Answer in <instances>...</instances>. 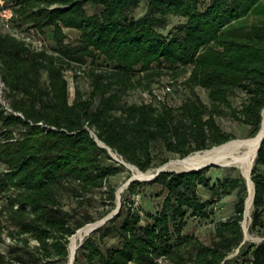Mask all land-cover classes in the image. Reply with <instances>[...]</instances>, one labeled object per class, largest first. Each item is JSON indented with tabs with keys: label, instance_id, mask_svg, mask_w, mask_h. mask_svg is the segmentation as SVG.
<instances>
[{
	"label": "trees",
	"instance_id": "1",
	"mask_svg": "<svg viewBox=\"0 0 264 264\" xmlns=\"http://www.w3.org/2000/svg\"><path fill=\"white\" fill-rule=\"evenodd\" d=\"M142 4L145 12L136 16ZM6 5L14 11L13 26L52 29L59 56L32 51L0 32V79L11 110L0 105V166L5 167L0 196H6L0 208V245L6 248L0 249V264H67L70 237L115 210L118 186L110 180L126 167L96 139L146 172L155 165V144L185 158L234 139L219 123L222 115L248 126L250 137L260 128L264 0H8ZM87 6L99 12L91 14ZM170 16L183 22L165 35ZM63 28L80 32L76 45L63 43ZM62 58L91 64L97 58L111 70L90 69L89 90H77L70 103ZM188 64L193 95L180 107L124 100L136 87L129 77L136 67L148 79ZM196 87L208 92V104L194 93ZM237 93L246 99L234 106L231 96ZM213 167L132 182L122 195L157 185L165 193L161 210L145 214L150 222L143 223L140 209L122 198L118 214L83 239L73 264H264V241L242 244L245 180L213 184L207 175ZM252 181L250 231L264 235V140ZM199 187L216 198L239 190L234 214L215 225L208 245L181 234L188 215L208 217L212 200H202ZM89 207H96L95 215Z\"/></svg>",
	"mask_w": 264,
	"mask_h": 264
},
{
	"label": "rangeland",
	"instance_id": "2",
	"mask_svg": "<svg viewBox=\"0 0 264 264\" xmlns=\"http://www.w3.org/2000/svg\"><path fill=\"white\" fill-rule=\"evenodd\" d=\"M8 1V0H7ZM88 12L91 14L98 13L99 9H91L87 6ZM13 10V9H12ZM14 12V11H13ZM145 12V6L142 4L136 11L135 15L140 16ZM15 15V14H14ZM183 19L177 16L168 17V24L162 32L167 35L169 31H172L173 28L182 24ZM13 24V21H12ZM30 26L39 34V41L42 43V50L35 52H44L46 54H51L55 57L59 56L58 52L54 50L55 42L53 39L52 29L42 31L37 26H34L33 23L25 24L26 28ZM18 28V27H17ZM1 33H8L7 30L1 27ZM63 43L68 46H74L77 44L80 38V32L75 29L63 28ZM30 49V48H29ZM32 50V49H30ZM33 51V50H32ZM95 55H98V52H94ZM62 66L64 68L63 75L68 81V92H69V102L72 103L75 98V93L79 90L81 93L85 94L89 86L88 72L90 69L100 70L102 68L110 69V65L106 62L100 60L86 62H77L72 61L67 58H62ZM192 65L188 64L186 66H180L175 69L168 68L162 69L161 73L158 76H153L151 78H145L147 72L139 70L138 67L135 68L134 72H131L129 75L130 80L136 84V87L130 90H127L124 95V100L129 103H144L148 105H167L173 108H178L180 105L188 100L192 95L193 91L189 88L187 80L190 75ZM111 70V69H110ZM144 76V77H143ZM138 81L141 83L138 84ZM194 93L197 94L201 100L208 104L209 97L208 92L201 88L196 87ZM234 100L233 105L237 106L243 100L246 99L245 96L237 93L236 95L231 96ZM9 98L6 95L4 84L0 79V105L5 109L7 113H10V103ZM219 123L222 128L233 134L234 139L238 138H249L250 129L248 126L243 123L231 118L228 115H222L218 118ZM152 152L155 156V165L150 170H156L163 165L169 163L172 160L178 159L177 156L165 151L160 145L155 144L152 146ZM120 159V158H119ZM255 163V162H254ZM254 169V165L252 167ZM5 169L4 166H0V170ZM253 169L251 171V178L253 174ZM128 175L132 176L130 169L126 167V170L120 172L118 175L111 178L110 182L118 186V190L122 188L128 181ZM208 177L211 179V182L215 184L219 180H224L226 178H244L241 171L237 167H219L211 168L207 173ZM246 182V181H245ZM117 190V191H118ZM126 189H124L125 191ZM138 193L134 195H128L121 193L122 198H127V200L137 208L140 209L141 215L143 217V223H149L150 219L145 216V214H156L161 210L162 203L165 197V193H161L159 186H142L138 189ZM199 196L202 200H212V205L208 209V217H193L188 215L186 222L182 228L181 234L183 236L192 237L201 243L206 245L210 244L213 239V228L219 221H224L234 214V206L238 199L239 190H233L230 194L218 197L212 196L210 192L203 187H199ZM248 194V192H247ZM117 198V197H116ZM6 205V196H0V208ZM89 210L92 214H96V207H89ZM252 212L253 206L250 214V218L247 223V236L245 240L246 246L249 244H258L264 241L263 233H252L250 231L252 225ZM244 217V215H243ZM241 226L245 235V230L243 226V220ZM264 232V230H261ZM70 242V239H69ZM112 242V241H111ZM1 250H5L4 245H0ZM238 251H235L229 258L236 256ZM242 261L239 260L237 263L240 264ZM159 264H171L168 261L161 260Z\"/></svg>",
	"mask_w": 264,
	"mask_h": 264
},
{
	"label": "bare ground",
	"instance_id": "3",
	"mask_svg": "<svg viewBox=\"0 0 264 264\" xmlns=\"http://www.w3.org/2000/svg\"><path fill=\"white\" fill-rule=\"evenodd\" d=\"M264 135V107L261 111V123L258 132L249 138L230 139L226 143L214 146L211 150L194 152L185 158H178L170 161L165 167L167 170L183 171L191 170L202 166L204 163L214 162L223 167H237L245 180L248 182V194L245 199L243 226L247 235V223L250 218L253 200V186L251 182V171L256 160V153L260 145V140ZM115 158V152L112 153ZM132 175L138 178H145L151 173L141 174L136 168L129 166ZM91 224H87L78 229L71 237L69 242V260L75 255L79 243L89 231Z\"/></svg>",
	"mask_w": 264,
	"mask_h": 264
},
{
	"label": "water",
	"instance_id": "4",
	"mask_svg": "<svg viewBox=\"0 0 264 264\" xmlns=\"http://www.w3.org/2000/svg\"><path fill=\"white\" fill-rule=\"evenodd\" d=\"M263 140H264V135L262 136V138H261V140H260V145H259V147H258V150H257V153H256V157H257V155H258V151H259V149H260V147H261V144H262ZM96 141H97V143H98L101 147L106 148V150L108 151L109 155H110L114 160H116V161H118L119 163L123 164V165H124L125 167H127L128 169H129V166H132V167L136 168L141 174H144V173H151V174H150L149 176L145 177V178H138V177H135V176L132 175V176L128 179V181L126 182V184H125L122 188H120V189L117 191V193H116V197H117V205H116L115 210L112 211L109 215H107V216L104 217L103 219H101V220H99V221H97V222H95V223H91V227H90L89 231L85 234L84 238H85L86 236H88L90 233H92L94 230L100 228V227H101L102 225H104L107 221H109V220L112 219L115 215L118 214L119 209H120V207H121V193L124 191V189H127V187H128L132 182H134V181H147V182H148V181H153V180H155L156 177H157L160 173H162V172H178V173H180V172H197V171H200V170H202V169H204V168H209V167H213V166H214V167H223V165H220V164H217V163H214V162H208V163H204L202 166H199L198 168L191 169V170L175 171V170H167V169H165V167H160V168H158V169H156V170H148V171H146V172H142V171H140L137 167H135L134 165H131V164L126 163V162L122 159V157H120L117 153H115V154H116V156H118V158H115V157L112 155L113 150H112L111 148H109L108 146H106L103 142L99 141L98 139H96ZM213 148H214V147H213ZM210 150H211V149H210ZM204 151H206V150H204ZM199 152H203V151H199ZM119 158H120V159H119ZM165 165H166V164H165ZM252 169H253V168H252ZM245 181H246V180H245ZM251 182H252V186H253V200H254L255 186H254V184H253L252 178H251ZM246 185H247V190H248V182H247V181H246ZM253 200H252V203H253ZM84 238H83V239H84ZM83 239H82L81 242L79 243V246L82 244ZM245 240H246V236L244 237V240H243L242 244L245 242ZM79 246H78V247H79ZM68 249H69V246H68ZM75 256H76V253H75V255L72 257V259H70V260L68 261L67 264H73V263H74V260H75Z\"/></svg>",
	"mask_w": 264,
	"mask_h": 264
},
{
	"label": "built area",
	"instance_id": "5",
	"mask_svg": "<svg viewBox=\"0 0 264 264\" xmlns=\"http://www.w3.org/2000/svg\"><path fill=\"white\" fill-rule=\"evenodd\" d=\"M7 0H0V25L8 31L10 35L25 43L33 51L42 50V43L39 41V34L30 26L26 28H17L13 26L12 21L14 12L7 6Z\"/></svg>",
	"mask_w": 264,
	"mask_h": 264
}]
</instances>
